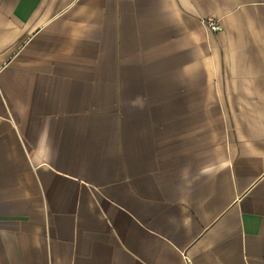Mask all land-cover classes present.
I'll use <instances>...</instances> for the list:
<instances>
[{"label":"crops","instance_id":"1","mask_svg":"<svg viewBox=\"0 0 264 264\" xmlns=\"http://www.w3.org/2000/svg\"><path fill=\"white\" fill-rule=\"evenodd\" d=\"M0 264H264V0H0Z\"/></svg>","mask_w":264,"mask_h":264},{"label":"built area","instance_id":"2","mask_svg":"<svg viewBox=\"0 0 264 264\" xmlns=\"http://www.w3.org/2000/svg\"><path fill=\"white\" fill-rule=\"evenodd\" d=\"M208 27L212 32H219L222 28L218 20H210Z\"/></svg>","mask_w":264,"mask_h":264}]
</instances>
